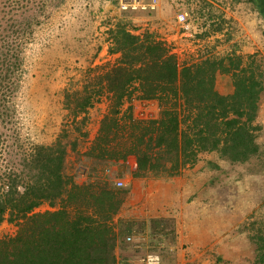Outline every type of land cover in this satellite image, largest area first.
<instances>
[{
    "label": "trees",
    "instance_id": "trees-1",
    "mask_svg": "<svg viewBox=\"0 0 264 264\" xmlns=\"http://www.w3.org/2000/svg\"><path fill=\"white\" fill-rule=\"evenodd\" d=\"M201 1L203 8L209 5ZM249 1L264 19V0ZM63 2L0 0V150L16 120L27 46ZM211 26L222 31L220 23ZM138 30L132 20L108 29V51L119 59L88 76L80 90L65 93L76 135L62 129L52 143L32 145L0 173V225L8 220L19 227L16 235L0 238V264H118L121 239L130 230L119 214L131 189L111 188L103 173L115 164L128 169L131 157L133 178L168 180L194 167L202 154H214L202 162L203 194L225 187L230 172L238 178L264 173V143L258 142L263 127L257 123L264 62L255 55L233 51L217 57L207 50L196 61L180 63L155 32ZM102 49L97 44L96 53ZM219 75L229 78L231 93L218 91ZM104 95L108 112L90 147L80 153L81 140L89 137L88 113ZM134 100L158 101L159 117L135 118ZM70 152L93 160L95 180L88 187L68 170ZM45 203L58 207L35 212ZM255 264H264V231Z\"/></svg>",
    "mask_w": 264,
    "mask_h": 264
},
{
    "label": "rangeland",
    "instance_id": "rangeland-1",
    "mask_svg": "<svg viewBox=\"0 0 264 264\" xmlns=\"http://www.w3.org/2000/svg\"><path fill=\"white\" fill-rule=\"evenodd\" d=\"M204 1L209 4L206 8L202 7L201 0H158L155 10L125 11L121 10L119 0H64L59 7L54 8L50 18L43 23L25 51L24 73L15 98L16 120L7 129V142L0 150V173L10 168L12 162L32 145L52 143L62 129L76 135L72 116L64 105V95L66 92L80 90L87 78L105 72L114 64L113 59L107 56L108 52L105 53L110 45L107 30L114 28L118 21L132 20L139 28L137 33L148 27H158L159 30L153 32L178 45L181 58L188 63L196 61L207 50L217 57L236 51L245 57L255 55L259 62H264V34L261 33L264 30V19L257 14L254 5L249 0ZM181 10L203 19L194 24L195 31L206 27L204 32L207 35L200 38L204 40L202 46L197 47L192 39L179 37L176 14ZM209 12L214 18L209 17ZM207 21L209 24H205ZM212 23L222 24V31L215 32ZM100 43L104 50L96 53L97 44ZM225 81L221 82L223 87ZM101 99L102 105L97 103L93 113L88 115L90 132L96 128V118L104 110L108 112L109 98L104 95ZM157 111L159 117V104ZM257 123L263 127L258 137V142L262 144L264 95ZM87 142L81 140L80 153L90 147L91 144ZM213 155L202 154L200 164ZM114 166L115 170H112V166L106 168L103 176L111 188L119 189L115 187L114 180L122 178L128 181L133 170L129 165L128 169L117 164ZM92 167L93 160L69 153L67 168L70 172H77L76 183L87 187L91 185L95 180L93 174L90 176ZM107 169H110L109 173H106ZM239 176L230 172L225 187L207 194L199 192V195L198 191L192 193L189 188H181L178 195L153 196L144 207L143 194L139 193L141 201H137L135 207L141 205L137 210L143 207L142 210L136 211L132 209L133 205H127L119 214V218L126 220L130 226L123 238L128 234H148L149 238L141 239V244L159 250L154 237L164 236L165 244L159 251L170 262L174 258H182L180 251L185 247L179 245L176 248V229L181 230L189 222L196 226L195 221L198 219L206 222L208 229L202 243L197 242L195 247L196 261H188V264H255L259 233L264 231V173H245ZM196 182L199 183V180ZM203 199L210 203V207L204 209L202 205H197L198 201L203 203ZM57 207L45 203L35 212L54 210ZM202 210H206V215H203ZM18 229L17 222L5 220L0 225V238L12 237ZM130 254V249L121 239L120 257Z\"/></svg>",
    "mask_w": 264,
    "mask_h": 264
},
{
    "label": "crops",
    "instance_id": "crops-1",
    "mask_svg": "<svg viewBox=\"0 0 264 264\" xmlns=\"http://www.w3.org/2000/svg\"><path fill=\"white\" fill-rule=\"evenodd\" d=\"M148 25V24H146ZM154 27V26H153ZM150 31H153L155 29L159 30L158 27H154V28H147ZM146 30V29H144ZM143 30V31H144ZM162 38V37H161ZM104 50V48L102 49ZM108 52V57L109 59H113V63L116 62L117 59H119V54H110L109 51H106L105 53ZM227 76H222L219 75L217 77V82H216V87L218 89V91L220 93L223 94H227V93H231L233 88L229 85V78ZM225 81V86H222V81ZM108 97V96H107ZM107 100V99H105ZM103 102V99H101L99 105L101 106ZM107 103H109V101H107ZM150 105V107H158V103L155 100H134L132 102V106H133V114L136 115L138 113V111L143 107V105ZM129 106V104H126ZM126 105H124V108L126 109ZM127 106V107H128ZM96 108L93 107L90 109L89 114L93 113V110ZM123 108V109H124ZM108 111V110H107ZM91 112V113H90ZM107 112L104 110L102 112L101 115H99L96 119H97V125L96 128L93 132H90V124L88 125L87 123V131L89 132V137L86 139L87 144L90 145L92 144L93 140L95 139V137L98 134V130H99V126H100V121L103 118L104 114H106ZM129 166L132 170H135L136 168V163L134 158H130L129 161ZM201 167L202 164H200V162H198L194 167L186 169L182 172L181 175L172 178L171 180L165 181L162 179H155V178H151V177H144V178H133L131 176V178H129V180L127 181V186L130 187L131 191L130 194L126 200V204L124 207H126L127 205L132 206L134 210L136 211H141L142 208L144 206H146L147 204L150 203V200H152L153 196L155 197H160L162 194H179L181 192V188L183 190L189 188L192 193H195L198 191L201 193L204 188L202 189V185H204L205 180H206V173L201 172ZM116 166H112V170H115ZM199 180V183H197L196 181ZM204 187V186H203ZM200 189V190H199ZM139 193L140 195L143 194V198L144 200V204L143 207L140 210H137V208H139L141 205H138L137 208L135 207L137 201H141L139 199ZM200 195V194H199ZM203 203L199 202L197 203L198 206L202 205V208H207L210 207V203L203 199ZM38 210L35 209V211ZM134 211V212H136ZM203 211V210H202ZM202 211H199L200 214H202ZM205 212V213H204ZM206 210L203 211V215H206ZM121 215V213H120ZM195 221V220H194ZM197 222L196 226L191 225V222H189V225H185L183 228H181V230H177L176 229V235H178L176 237L177 241H175V245L176 248H179V245L181 246H185L184 249H182L180 256L182 258H174L172 261H170V264H188V261H196L197 259V254L196 253V246H197V242H201L202 240L206 237V232H207V227L205 226L206 222L204 223V221H195ZM175 248V247H174ZM183 248V247H182ZM118 254H119V250H118ZM188 257V259H184L186 257ZM191 258V259H190Z\"/></svg>",
    "mask_w": 264,
    "mask_h": 264
},
{
    "label": "built area",
    "instance_id": "built-area-1",
    "mask_svg": "<svg viewBox=\"0 0 264 264\" xmlns=\"http://www.w3.org/2000/svg\"><path fill=\"white\" fill-rule=\"evenodd\" d=\"M119 4L121 10H125V11H134V10L149 11L156 9L158 5V0H119ZM200 19L202 18H200L199 16H192L190 12L184 10H181L176 14V21L179 26V37L192 39V42L194 44L196 43L197 47L202 46L204 40L201 41L199 37H196V35L199 32L204 31V29H206V27H203L201 28V30L198 31L194 30L195 22L196 24H198V21H200ZM205 24H209V22L207 21V23ZM196 28H198V25ZM161 40H163V42H165L167 46L170 48L171 52L177 56L180 63L186 61V59L181 58L180 56L181 54L178 50L179 49L178 45H176L174 42H171L172 40L168 38H161ZM134 117L141 120L156 119L158 118L157 107L153 108L150 107V105L148 104L143 105V107L138 111L136 115H134ZM109 172L110 169H107L106 173ZM113 183L115 187L118 188L127 186L126 181L122 178H116ZM148 238H149L148 234L137 235V236L135 234L126 235L123 238V242L128 246V248L131 251V254L127 255L126 257H120V255L118 254V264H170L168 261L165 260L164 256L159 251L161 248L164 247L165 237L162 235H157L154 237L159 245V250H153L141 244V239L147 240Z\"/></svg>",
    "mask_w": 264,
    "mask_h": 264
}]
</instances>
